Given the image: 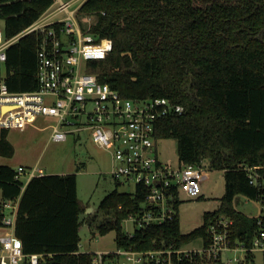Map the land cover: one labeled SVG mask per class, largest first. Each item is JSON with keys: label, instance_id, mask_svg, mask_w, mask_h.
I'll use <instances>...</instances> for the list:
<instances>
[{"label": "trees", "instance_id": "trees-1", "mask_svg": "<svg viewBox=\"0 0 264 264\" xmlns=\"http://www.w3.org/2000/svg\"><path fill=\"white\" fill-rule=\"evenodd\" d=\"M55 1L0 0L4 34L17 35ZM75 15L82 31L112 40L109 55L88 61L86 72L124 99L166 97L183 105L182 114L158 121L155 137L177 140L179 163L222 172L225 189L218 208L204 212L192 231L183 233L176 215L131 239L122 221L138 209L145 191L139 185L131 194L115 189L84 218L91 233L112 231L116 246L124 248L148 249L152 239L182 245L225 214L233 220L234 238L251 244L257 218L236 211L233 202L238 195L264 200V0H84ZM43 35L28 33L6 49L11 91L38 89ZM8 131L0 132L1 157L14 153ZM255 166L261 186L249 184L244 170ZM21 186L15 170L0 165V200L21 195L14 231L24 253L43 254L39 264H90V254L78 247L85 206L76 193L77 175L44 173L22 192Z\"/></svg>", "mask_w": 264, "mask_h": 264}, {"label": "built area", "instance_id": "built-area-1", "mask_svg": "<svg viewBox=\"0 0 264 264\" xmlns=\"http://www.w3.org/2000/svg\"><path fill=\"white\" fill-rule=\"evenodd\" d=\"M82 2L56 0L35 23L12 37L0 28V132L22 129L41 119L49 122L50 140L79 139L81 135L106 151L112 162L109 174L145 191L138 209L122 221L123 231L124 223L133 227L132 232H124L131 239L138 231L174 220L182 192L190 198L201 194L205 169L184 162L173 167L157 155L158 121L182 114L183 105L166 97L124 99L117 90L100 83L95 74L86 72L88 61L109 55L112 40L81 30L75 12ZM35 31L44 34L38 50V89L13 92L6 84V49ZM258 168L244 167L253 186L262 185ZM42 174L39 167H18L15 177L22 181L21 192L31 178ZM20 198L0 200V229L4 231L0 233V264H39L43 257L24 253L16 240ZM258 202L260 213L250 217L257 218L259 226L249 245L234 238L233 220L220 214L208 222L205 234L182 245L158 244L152 239L148 249L117 246L114 251L90 252V264H257L256 255H264V200Z\"/></svg>", "mask_w": 264, "mask_h": 264}, {"label": "rangeland", "instance_id": "rangeland-1", "mask_svg": "<svg viewBox=\"0 0 264 264\" xmlns=\"http://www.w3.org/2000/svg\"><path fill=\"white\" fill-rule=\"evenodd\" d=\"M79 3L83 0H78ZM77 18V17H76ZM86 20V19H85ZM93 20L90 17L87 23ZM78 21V20H77ZM4 22L0 21V28ZM22 129H9L7 140L13 145L14 153L11 157H1L0 165H8L14 170L24 166L26 168L39 167L45 174L77 175L76 193L81 203L85 206V212L81 214L79 225V251L95 253L97 251H114L117 246L114 242V232L93 235L84 222V218L90 208L92 212L98 209L101 200L113 190L131 194L134 191V183L116 180L109 174L112 162L111 157L102 148L98 147L88 137L80 135L79 139L69 136L65 141H53L49 139L50 129L46 128L48 121L41 119ZM157 155L162 163L170 166H178L177 140L173 137L157 139ZM206 174L200 183L201 194L190 198L185 193L180 194L178 202L179 224L183 233L192 231L201 226L203 213L214 211L218 208L220 197L224 195V178L222 172L205 167ZM261 203L249 201L243 195L234 199L233 207L236 211L246 216H256L260 213ZM91 212V213H92ZM124 232L130 233L133 227L130 223H124ZM0 233H4L0 229ZM264 255L257 254V264H263Z\"/></svg>", "mask_w": 264, "mask_h": 264}, {"label": "water", "instance_id": "water-1", "mask_svg": "<svg viewBox=\"0 0 264 264\" xmlns=\"http://www.w3.org/2000/svg\"><path fill=\"white\" fill-rule=\"evenodd\" d=\"M87 211H89V212H92V211L90 210V208H89V209H87Z\"/></svg>", "mask_w": 264, "mask_h": 264}, {"label": "crops", "instance_id": "crops-1", "mask_svg": "<svg viewBox=\"0 0 264 264\" xmlns=\"http://www.w3.org/2000/svg\"><path fill=\"white\" fill-rule=\"evenodd\" d=\"M45 173V172H44ZM61 174H64V173H61ZM202 224V223H201Z\"/></svg>", "mask_w": 264, "mask_h": 264}]
</instances>
